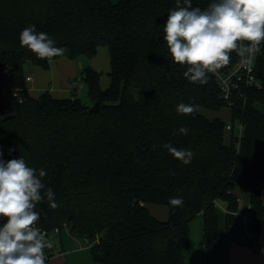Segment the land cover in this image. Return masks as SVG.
<instances>
[{
    "label": "trees",
    "instance_id": "trees-1",
    "mask_svg": "<svg viewBox=\"0 0 264 264\" xmlns=\"http://www.w3.org/2000/svg\"><path fill=\"white\" fill-rule=\"evenodd\" d=\"M211 2L192 5L204 9ZM175 6L176 0H0L2 159L20 157L37 173L45 171L42 182L58 207L49 208L46 199L38 204L39 222L49 230L67 225L72 237L89 241L100 264H186L190 223L200 214L202 244L213 258L218 204L226 206L227 228L237 224L246 202L255 232L264 220V43L255 67L262 86L230 108L233 123L244 130L240 139L230 132L227 143V123L202 112L228 107L215 78L189 82L187 67L172 61L163 41ZM31 25L66 52L40 59L22 47L19 34ZM100 46L110 50L111 85L103 90L102 72L90 65L80 73L92 104H101L99 112H89L78 85L68 99L28 93V62L49 69L64 56L91 60ZM236 61L232 52L227 66ZM180 103L194 105L195 112L179 114ZM182 126L186 135L179 133ZM165 144L190 150L191 163L174 158ZM176 197L182 206L170 205ZM148 204L166 206L168 219L159 220Z\"/></svg>",
    "mask_w": 264,
    "mask_h": 264
},
{
    "label": "clouds",
    "instance_id": "clouds-1",
    "mask_svg": "<svg viewBox=\"0 0 264 264\" xmlns=\"http://www.w3.org/2000/svg\"><path fill=\"white\" fill-rule=\"evenodd\" d=\"M22 47L40 59H51L66 52L35 25L19 34ZM163 41L172 61L186 66L184 77L194 84H206L209 73L230 62V54L255 56L264 43V0H212L204 9L193 7L192 0H176L163 25ZM194 105L180 103L176 111L190 115ZM179 133L186 135L187 127ZM168 152L183 164L191 163L193 153L165 144ZM0 152V264H46L45 249L54 245L47 233L37 226V205L45 199L51 209L58 207L55 194L42 179L46 173L30 167L25 159L4 161ZM43 193V194H42ZM180 207V197L170 198Z\"/></svg>",
    "mask_w": 264,
    "mask_h": 264
},
{
    "label": "crops",
    "instance_id": "crops-1",
    "mask_svg": "<svg viewBox=\"0 0 264 264\" xmlns=\"http://www.w3.org/2000/svg\"><path fill=\"white\" fill-rule=\"evenodd\" d=\"M111 1L116 2L117 0ZM87 65L98 72L107 74L101 78V88L107 89L111 85L109 75L112 70L111 56L107 46H100L97 55L91 60L70 59L64 56L52 61L49 69L28 62L25 66L28 93L32 97L38 98L42 93L49 91L57 99L71 98L74 95V87L81 85V81L78 82L81 80L79 75ZM260 188L264 203V182L260 184ZM218 209L224 212V216L222 218V214H220L215 256L209 258L202 244L204 219L200 214L190 223L188 250L185 253L186 264H264V220L260 231L255 232L250 211L244 207L240 213L244 215V210L249 212L246 222L238 221L237 224L227 228L226 206L221 204ZM156 213L165 217L164 211H161L160 208ZM166 216L168 218L169 210ZM165 219L162 218V220ZM246 235L250 238L245 237ZM46 264L100 263L93 259L88 240L72 237L64 232L60 241L57 242L53 258Z\"/></svg>",
    "mask_w": 264,
    "mask_h": 264
},
{
    "label": "built area",
    "instance_id": "built-area-1",
    "mask_svg": "<svg viewBox=\"0 0 264 264\" xmlns=\"http://www.w3.org/2000/svg\"><path fill=\"white\" fill-rule=\"evenodd\" d=\"M261 52H262V44H261L260 52L251 58H249L247 55L241 57L236 52L237 61L233 66L225 65L222 68L218 69L216 73H209L215 78V81L217 82L221 92V98L224 99V101L227 103L229 108L235 107L236 100H242L246 102L247 92L249 89L261 88L262 83L257 78L255 73L256 61L258 56L261 54ZM28 80H30V78H28ZM237 126L241 130L240 132L236 133ZM243 130H244V125L242 123L235 124L232 122L226 125V131L235 132V136L238 137L239 139L243 134ZM238 202L244 203V198L239 197ZM244 205L248 211H251L253 209L252 204L249 202L244 203ZM237 216H238V221L246 222V220L248 219L245 215L241 213H237ZM2 222L3 221L0 220V223ZM37 226L47 233L48 237L52 240L54 245L51 249H45L46 263H47L54 256L56 252L57 242L60 241L61 235L64 232L68 234L70 233L67 228V225H65L64 228L56 227L54 229L49 230L43 227L42 224L38 221ZM245 237L250 238L248 235H246Z\"/></svg>",
    "mask_w": 264,
    "mask_h": 264
},
{
    "label": "rangeland",
    "instance_id": "rangeland-1",
    "mask_svg": "<svg viewBox=\"0 0 264 264\" xmlns=\"http://www.w3.org/2000/svg\"><path fill=\"white\" fill-rule=\"evenodd\" d=\"M82 59H86L88 60V58L86 57H81ZM103 76H107L106 73H102V77ZM80 77V75H79ZM81 80H79L78 82L80 83ZM77 82V83H78ZM77 96L82 99L83 102H85L86 104L90 105V106H93L92 102L90 101L89 97H88V94H87V89L85 87V84L81 82V85L77 91ZM204 114H206L209 118H215V117H220L222 118L227 124H230L233 122L232 120V116H231V109L229 107H226L224 108L222 111H220L219 113H216V112H211V111H206V110H203L202 111ZM240 128H236V133L237 132H240ZM230 132L226 131V142L228 143L229 140H230ZM221 204H219L218 206H220ZM223 205V204H222ZM148 208L150 210V212L155 216L157 217L159 220H162V218H166L165 220H167V214H168V208L164 205H159V204H148ZM160 208L161 211H164L165 213V217L164 215H157L156 211L157 209ZM222 210V209H221ZM220 211V209H219ZM244 215L248 218L249 217V212L247 210H244ZM220 214H222V218L224 216V212L223 211H220ZM163 220V221H165ZM85 243V242H84Z\"/></svg>",
    "mask_w": 264,
    "mask_h": 264
},
{
    "label": "water",
    "instance_id": "water-1",
    "mask_svg": "<svg viewBox=\"0 0 264 264\" xmlns=\"http://www.w3.org/2000/svg\"><path fill=\"white\" fill-rule=\"evenodd\" d=\"M101 104L99 102H96L90 109V113H97L100 111Z\"/></svg>",
    "mask_w": 264,
    "mask_h": 264
}]
</instances>
